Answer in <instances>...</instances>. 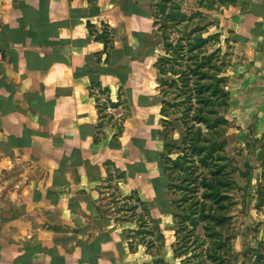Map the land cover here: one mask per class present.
Masks as SVG:
<instances>
[{
    "label": "crops",
    "instance_id": "0c3cea01",
    "mask_svg": "<svg viewBox=\"0 0 264 264\" xmlns=\"http://www.w3.org/2000/svg\"><path fill=\"white\" fill-rule=\"evenodd\" d=\"M235 2L223 7L210 51L230 57L237 122L263 132L264 0ZM151 3L0 0V264L152 263L144 247L130 249L129 223L101 203L113 182L108 162L127 174L119 191L148 202L161 193L155 162L142 155L157 151L162 96L132 83L147 61L161 75L155 62L165 51ZM137 105L154 107L158 125Z\"/></svg>",
    "mask_w": 264,
    "mask_h": 264
},
{
    "label": "trees",
    "instance_id": "16d2710c",
    "mask_svg": "<svg viewBox=\"0 0 264 264\" xmlns=\"http://www.w3.org/2000/svg\"><path fill=\"white\" fill-rule=\"evenodd\" d=\"M213 2L197 0V6L212 10L215 8ZM218 2L223 5L232 0ZM152 5L153 27L161 33L165 51L155 62L162 75L158 80L162 96L158 136L164 140L161 156L163 171L168 178V192L175 198L172 206L177 209L173 215L178 225L174 257L188 253L193 243L195 246L201 243L203 238L195 233L201 225L203 236L210 239L212 246L202 249L204 252L201 253L195 251L192 255L198 257V261L193 264H204V255L211 260L221 257L217 245L222 247L221 230L229 219L227 206L230 201V181L226 170L229 159L220 151L224 141L219 140L220 125L226 120L220 114V107L226 106L229 101V93L222 84L225 77L220 72L221 67L225 69L228 64L224 65L220 58V47L210 51V47L220 41V33L204 36V28L200 23L191 25L194 19L204 18L201 10L188 14L183 10L181 0H155ZM174 33L179 34L176 39L172 38ZM99 35L107 46L110 35L108 26ZM110 105L117 104L110 102ZM99 106L100 111H103V105ZM178 122L182 124L184 134L179 144H173L170 140L177 130ZM174 153L177 155L173 156ZM106 165V180L116 176V173L119 178L127 177L125 171L120 172L116 167L110 170L111 162ZM133 196L137 198L138 204L128 206L125 203L124 206L133 211L140 208L141 212L138 214V229H124L128 232L130 249L136 250L139 245H145L146 252L154 259L152 263L144 264H169L164 257H158L160 252L156 251V239L160 235H156L155 227H160L159 223H153L156 225L154 229L147 224L154 203L144 200L137 192H131L126 198ZM136 235H141V238L135 239Z\"/></svg>",
    "mask_w": 264,
    "mask_h": 264
},
{
    "label": "rangeland",
    "instance_id": "374dc122",
    "mask_svg": "<svg viewBox=\"0 0 264 264\" xmlns=\"http://www.w3.org/2000/svg\"><path fill=\"white\" fill-rule=\"evenodd\" d=\"M151 1L152 3L155 2V0ZM218 1L220 0H214V9L206 10L197 6V0H181L182 8L186 13L191 14L197 10L203 12L204 18L194 19L191 25L200 23L204 28L202 30L204 36L211 35L210 33H214L213 31L220 28L223 20L220 13L223 12V7L228 3L219 5ZM230 4H234L235 7L237 6L235 0H232ZM178 35L174 33L172 34V38L176 39ZM227 40H231V38L229 37ZM229 44L231 45V41ZM220 56L224 65L230 63L229 55H226L223 50ZM148 62L143 65L137 64L141 67L136 70L132 83L139 92L153 94L158 91L160 93V84L159 81L155 83V78L157 79L158 77L157 80H159L161 75H156L152 65L150 66ZM226 69V67L225 69L221 67L220 75L225 77V82L222 84L224 90L229 93L230 99L229 75L226 74ZM169 78L170 76L167 79ZM142 103H148V101L142 100ZM230 104L231 100L228 101L226 106L220 107V114L226 120L220 125L221 133L219 135V140L224 141V146L220 151L229 159V164L226 168L228 180L230 181V201L227 206L229 219L221 230L222 247L217 245L221 257L211 260L204 255V264H264V199H262L264 198V131H250L246 127H243L241 122H237V110L235 108L230 110ZM153 108H139L137 105L135 112L145 119L150 117V122L158 125V111ZM124 111V113L128 112L125 108ZM178 126L177 131L170 140L173 144H179L184 134L183 128L179 124ZM159 127H161V123H159ZM163 143V138L155 135L152 137L151 147L157 151H147L145 157L142 155V159L147 158L155 162L153 169L156 170L157 174L152 182L158 184L157 190L161 192L154 198L158 209L155 208V205L150 208L151 215L149 214L147 218V224L151 225L153 229L156 226L153 223H159L160 225V227H155L156 235H160V238L158 237L156 239V251L160 252L158 257H164L169 264H193L198 261V257L192 255L193 252H204L202 249L212 246V242H210L207 236H203L204 229L200 225L198 229L196 228L195 233H199L200 238H203L201 243L196 246L193 243L188 253L184 255L181 253L179 257H174V251L177 247L176 229L178 225L177 219L173 215L177 209L172 206L175 198L168 192V178L163 171L164 163L161 158L164 152L162 148ZM176 155V153L173 154V156ZM142 164L140 165L142 166ZM139 168L145 170V167ZM134 173L135 171H132V174ZM116 174L111 179L113 182H110L111 186L107 190L109 195H105L101 203L107 214L112 215L119 222L128 220L125 223H129L130 229L136 230L138 229V214L141 212V209L130 210L129 205L138 204L137 198L134 196L126 198L131 193H124V190L119 191L117 186L121 187L122 183H126L127 177L119 178L118 173ZM125 203H127V207L124 206ZM188 225L192 227L190 224ZM126 235H128V232ZM141 235L144 238L147 237V235ZM141 235H136L135 239L138 237L141 238ZM152 237L155 239V236ZM139 247L146 249L145 245H139Z\"/></svg>",
    "mask_w": 264,
    "mask_h": 264
},
{
    "label": "built area",
    "instance_id": "2783aa9c",
    "mask_svg": "<svg viewBox=\"0 0 264 264\" xmlns=\"http://www.w3.org/2000/svg\"><path fill=\"white\" fill-rule=\"evenodd\" d=\"M2 56V52L0 51V57Z\"/></svg>",
    "mask_w": 264,
    "mask_h": 264
}]
</instances>
